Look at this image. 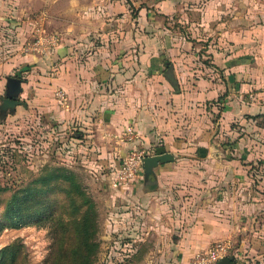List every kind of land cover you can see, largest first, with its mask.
Returning a JSON list of instances; mask_svg holds the SVG:
<instances>
[{"label": "crops", "instance_id": "0c3cea01", "mask_svg": "<svg viewBox=\"0 0 264 264\" xmlns=\"http://www.w3.org/2000/svg\"><path fill=\"white\" fill-rule=\"evenodd\" d=\"M197 1L198 41L213 40L194 47L173 39L174 0H151L136 18L123 0H0V37L22 42L3 50L11 55L0 82L22 77V95L33 92L60 132L78 133L94 157L92 171L82 164L102 224L132 231L135 253L151 246L149 264H190L224 241L237 264L264 256V176L256 186L247 167L223 157L247 147L244 133L264 134V0ZM39 26L65 40L49 56L25 55ZM159 147L174 161L156 168V181L113 188L129 151Z\"/></svg>", "mask_w": 264, "mask_h": 264}, {"label": "rangeland", "instance_id": "374dc122", "mask_svg": "<svg viewBox=\"0 0 264 264\" xmlns=\"http://www.w3.org/2000/svg\"><path fill=\"white\" fill-rule=\"evenodd\" d=\"M123 2L128 5L133 18L137 17L139 7L152 5L151 0H123ZM174 3L176 5L173 14L170 16L172 20H169V27L174 32L175 43L180 45L179 40L184 41L185 38L194 47L197 44L208 45L213 39L203 38L204 41L199 43L198 40L201 36L195 32L194 21L200 13L196 9L201 8V3H198L197 0H181V2L174 0ZM62 8H65V3ZM57 33L58 35L61 34L60 32ZM61 35L60 38L63 42L65 38ZM89 37H92L90 40H96L93 35ZM21 43L17 37H0V63L5 56L11 55L4 54L3 50L6 47L13 46L16 49ZM9 79L11 81L10 88H8ZM14 80L20 84V80L23 79L13 75L5 81L1 80L0 105L2 98L14 97L18 101H25L28 108L18 107L14 114L0 111V186L15 188L23 185L48 166L74 171L79 176L85 190L95 201L99 213L98 242L100 247L95 264H149L146 261V256L152 251L151 246L138 248V252L135 253L137 249L134 242L136 236L133 235L132 231L129 229H126L125 232L107 231V227L102 224L99 202L94 198L96 196L92 186L94 181L89 179V174L82 164L89 160L86 165L92 171L89 165L95 164L94 157L83 154L81 151L83 143L81 139L77 138L79 137L78 133L75 130L68 133L66 131L60 132L58 126L51 123L50 116L41 113L40 109L32 104L35 94L33 95L32 92L27 96L22 95L23 91H19V84L13 82ZM258 121L260 125L264 126V119ZM244 135L247 136L245 140L247 147L241 146L233 154L231 151H227L223 157L239 161L240 166L247 167L250 175L256 179V186L261 185L257 178L264 176V134L251 132L244 133ZM85 146L87 147V145ZM248 148L250 149L249 152ZM249 157L253 160H248ZM16 241H21L25 245L29 259L28 264H44L51 253L53 244L52 234L48 228L33 226L21 229L6 228L0 235V250ZM240 261L241 264H264V256L244 260L242 258Z\"/></svg>", "mask_w": 264, "mask_h": 264}, {"label": "trees", "instance_id": "16d2710c", "mask_svg": "<svg viewBox=\"0 0 264 264\" xmlns=\"http://www.w3.org/2000/svg\"><path fill=\"white\" fill-rule=\"evenodd\" d=\"M30 226L48 228L52 234L51 253L44 264H95L99 213L74 171L48 166L23 185L0 186V235L6 228ZM28 263L21 241L0 250V264Z\"/></svg>", "mask_w": 264, "mask_h": 264}, {"label": "built area", "instance_id": "2783aa9c", "mask_svg": "<svg viewBox=\"0 0 264 264\" xmlns=\"http://www.w3.org/2000/svg\"><path fill=\"white\" fill-rule=\"evenodd\" d=\"M62 40L56 33L48 32L44 27H37L31 39L22 47L21 51L25 55L49 56L60 48ZM60 99H65L64 91L58 93ZM130 140H135L133 129H127ZM152 156L149 150L144 148H134L123 158L121 166L114 174L112 186L114 189L129 187L133 183L144 179L142 163L146 157ZM232 245L230 242H218L207 251L195 254L190 264H218L225 257L232 256Z\"/></svg>", "mask_w": 264, "mask_h": 264}, {"label": "water", "instance_id": "95a60500", "mask_svg": "<svg viewBox=\"0 0 264 264\" xmlns=\"http://www.w3.org/2000/svg\"><path fill=\"white\" fill-rule=\"evenodd\" d=\"M167 75L171 80H173V69L170 68ZM13 82L18 83L17 80H14ZM8 88H10V79L8 82ZM20 86V84H19ZM21 92V90L19 89ZM2 104L0 105V111L7 113L10 112L12 114L16 113V109L19 106H27L25 102L18 101L14 97H8V98H2L1 99ZM174 161V156L167 152L165 147H159L156 149L155 154L149 157H146L143 160L142 163V170L144 175V180L146 183H150L153 181H156L157 175H156V168L159 167L161 164H167ZM218 264H236L231 257H225L223 258Z\"/></svg>", "mask_w": 264, "mask_h": 264}]
</instances>
